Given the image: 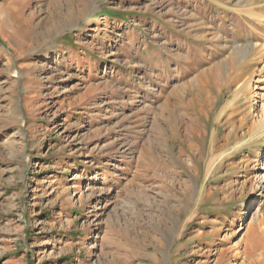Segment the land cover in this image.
<instances>
[{
  "label": "rangeland",
  "instance_id": "rangeland-1",
  "mask_svg": "<svg viewBox=\"0 0 264 264\" xmlns=\"http://www.w3.org/2000/svg\"><path fill=\"white\" fill-rule=\"evenodd\" d=\"M263 173L264 0H0V264H264Z\"/></svg>",
  "mask_w": 264,
  "mask_h": 264
},
{
  "label": "bare ground",
  "instance_id": "bare-ground-1",
  "mask_svg": "<svg viewBox=\"0 0 264 264\" xmlns=\"http://www.w3.org/2000/svg\"><path fill=\"white\" fill-rule=\"evenodd\" d=\"M246 84H247V85H251V79H250V80H247V81H246ZM261 178H262V180L264 181V173L262 174V177H261Z\"/></svg>",
  "mask_w": 264,
  "mask_h": 264
}]
</instances>
